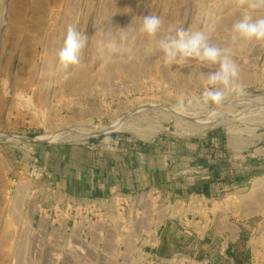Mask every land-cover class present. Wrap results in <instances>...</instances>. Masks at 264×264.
Returning a JSON list of instances; mask_svg holds the SVG:
<instances>
[{"label":"rangeland","instance_id":"obj_1","mask_svg":"<svg viewBox=\"0 0 264 264\" xmlns=\"http://www.w3.org/2000/svg\"><path fill=\"white\" fill-rule=\"evenodd\" d=\"M250 2L0 0V264H264V41L233 43L228 33L245 12L264 15ZM150 14L163 21L155 39L139 32ZM213 23L210 42L238 64L244 92L204 107L194 99L206 87L202 73L218 65L165 67L158 42L169 28L194 32ZM68 25L87 36V45L80 63L65 67L58 51ZM117 123L120 129L101 131ZM71 129L90 135L31 141ZM107 135L155 149L178 147L186 161V190L202 177L223 181L227 190L217 192L213 203L225 206L226 220L244 225L245 239L258 251L221 255L217 248L200 255L171 248L164 257L160 245L138 239L133 216H110L101 224L103 235L98 225L87 238L77 230L70 239L64 215L52 228V205L64 207L67 199L40 186L39 155Z\"/></svg>","mask_w":264,"mask_h":264},{"label":"crops","instance_id":"obj_2","mask_svg":"<svg viewBox=\"0 0 264 264\" xmlns=\"http://www.w3.org/2000/svg\"><path fill=\"white\" fill-rule=\"evenodd\" d=\"M182 152L178 147L174 152L155 149L120 135L49 147L39 155L42 177L38 182L51 195H63L68 200L94 199L107 211H113L114 194L134 196L146 213L136 226L138 239L160 245V255L164 257H168L171 248L180 252L187 247L200 255L217 248L221 255L223 250L227 255L249 250L257 252V244L249 243L244 237V225L226 220L225 206L216 209L213 203L217 192L227 190L223 181L218 183L202 177L203 180L193 184L199 186V192L189 195L190 188L186 190L183 175L186 161L179 155ZM158 187L166 192L162 200L153 199ZM99 227L98 234L103 235L104 225L99 224ZM158 230H161L159 236Z\"/></svg>","mask_w":264,"mask_h":264},{"label":"clouds","instance_id":"obj_3","mask_svg":"<svg viewBox=\"0 0 264 264\" xmlns=\"http://www.w3.org/2000/svg\"><path fill=\"white\" fill-rule=\"evenodd\" d=\"M250 8L264 9V0H251ZM163 25L161 17L147 15L142 17L139 32L155 39ZM216 25L210 24L207 30L191 31L184 27L169 28L168 34L158 42L165 67L186 66L190 61L207 66H217L214 71L202 73L204 91L195 101L204 107L221 105L230 94L242 95L244 86L240 82V68L231 58L228 50L211 43V34ZM233 43L238 41H264V15L253 16L245 12L228 29ZM121 38H125L122 34ZM87 45V36L82 35L73 25H68L63 44L58 51L59 61L67 67L80 63L79 54ZM192 103V101H189ZM180 107H183L181 103Z\"/></svg>","mask_w":264,"mask_h":264},{"label":"built area","instance_id":"obj_4","mask_svg":"<svg viewBox=\"0 0 264 264\" xmlns=\"http://www.w3.org/2000/svg\"><path fill=\"white\" fill-rule=\"evenodd\" d=\"M155 193L156 196L153 197L155 200H159L163 195L160 190ZM112 203L113 211H107L99 201L94 199H67L64 207H61L59 203H54L51 207L52 222L54 223L52 228H57L60 225L58 220L64 215V219L67 220V231L70 232V239L74 237V232L78 233V231H80L81 237L87 238L91 227L108 223L110 216L113 217V220L116 217L121 219V217L133 216L137 222L146 215L144 207L137 204L138 201L134 196L128 198L127 195L117 193L112 196ZM155 207L158 208V205ZM149 257L153 258V256Z\"/></svg>","mask_w":264,"mask_h":264},{"label":"bare ground","instance_id":"obj_5","mask_svg":"<svg viewBox=\"0 0 264 264\" xmlns=\"http://www.w3.org/2000/svg\"><path fill=\"white\" fill-rule=\"evenodd\" d=\"M120 129L121 128V124L120 123H117V124H115V125H113V126H110V127H106V128H103V129H101V131H108V130H116V129ZM80 131V130H79ZM87 132H89V131H87ZM97 132V131H96ZM99 132V131H98ZM78 135V134H80V135H82V137L83 136H88V135H90L89 133H82V132H78L77 130L75 131V130H68V131H66V132H62V133H55V134H50V135H43V136H40V137H37L39 140H41V141H49V142H56V141H58V140H60V141H62L63 140V137H65V135ZM96 134V133H95ZM9 136V135H8ZM11 138V140L13 139V140H21V139H24L23 137H19V136H13V137H10ZM36 138V139H37ZM65 140V139H64Z\"/></svg>","mask_w":264,"mask_h":264},{"label":"trees","instance_id":"obj_6","mask_svg":"<svg viewBox=\"0 0 264 264\" xmlns=\"http://www.w3.org/2000/svg\"><path fill=\"white\" fill-rule=\"evenodd\" d=\"M206 156L209 157V158H213L214 157L212 155V153H208V154H206ZM189 190L192 191V192H199L200 189H199V186L198 185H194ZM198 257H200V256H198Z\"/></svg>","mask_w":264,"mask_h":264},{"label":"water","instance_id":"obj_7","mask_svg":"<svg viewBox=\"0 0 264 264\" xmlns=\"http://www.w3.org/2000/svg\"><path fill=\"white\" fill-rule=\"evenodd\" d=\"M30 141V140H29ZM31 141H33V142H43V141H41V140H36V139H31Z\"/></svg>","mask_w":264,"mask_h":264}]
</instances>
